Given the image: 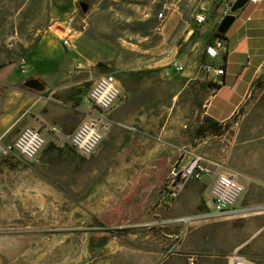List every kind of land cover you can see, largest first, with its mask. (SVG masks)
<instances>
[{
  "label": "rangeland",
  "instance_id": "obj_1",
  "mask_svg": "<svg viewBox=\"0 0 264 264\" xmlns=\"http://www.w3.org/2000/svg\"><path fill=\"white\" fill-rule=\"evenodd\" d=\"M27 1L0 0V64L20 61L48 25L50 0L33 24L26 13L21 14ZM80 1L92 4L88 12L82 11ZM198 2L182 0L180 7L161 21L162 0H77L76 15L82 22L79 27L85 26L89 34L110 48L111 58L102 60L108 66H96L97 72L117 76L118 64L132 66L180 53L196 55L200 60L209 40L199 41L202 24L186 22ZM214 6L206 2L204 7L208 12ZM213 19L204 23L206 31ZM192 27V37L185 42ZM189 43L190 47L186 46ZM5 73L6 67L0 68V78ZM173 87V113L159 129L141 131L135 125L139 128L136 133L151 147L142 150L140 156L135 148L138 134L132 135L121 126L116 127L114 137L123 143L112 155L100 152L103 143L90 157L74 149L88 160L83 165L84 175L77 180L83 186L82 193L66 188L73 193L46 196L43 201L36 194L34 174L26 165L7 169L6 161L11 157L0 154V264H189L190 256H194L195 264H229L231 258L225 256L230 247L256 232L255 247L264 254V69L243 111L222 133L227 138L219 143L221 171L237 174L232 169L246 166L262 185L251 183L240 200L251 205L250 209L225 223H216L213 218H198L187 224L176 221L206 212L203 201L199 208L186 209L182 215L168 217L164 213L191 182L199 181L191 180L174 200L164 198L174 167L191 155L182 147L204 120V104L210 97L208 90L196 89L191 83L175 80ZM235 135L237 146L230 142ZM70 181L73 183V177L60 180L63 184ZM136 186L148 193L139 197L143 202L135 201V197L128 202L132 197L127 194ZM94 199L99 209L90 207Z\"/></svg>",
  "mask_w": 264,
  "mask_h": 264
},
{
  "label": "crops",
  "instance_id": "obj_2",
  "mask_svg": "<svg viewBox=\"0 0 264 264\" xmlns=\"http://www.w3.org/2000/svg\"><path fill=\"white\" fill-rule=\"evenodd\" d=\"M235 1L229 0L232 4ZM49 3L48 25L41 31L37 43L24 56L28 61V72L21 71L19 61H10L0 67H6L4 77L0 78V134L9 142L18 135L21 128L33 126L39 128L47 139L46 146L36 160L16 155L8 159L5 166L7 169L17 170L26 165L34 174L36 194L43 201L46 196L73 193L72 190L69 192L64 190L66 188L82 193L83 186L77 180L80 181L84 175L85 171L82 169H85L88 160L81 157L74 148L66 145L64 135L74 131L79 120L85 119L92 110L91 104L86 101V95L97 76L104 72H97L96 66L102 60L111 58L108 45H104L100 39L89 34L85 26L79 27L82 22L76 15L77 0H50ZM214 5L212 10L206 12L205 22L214 18L211 29L209 31L204 29L205 22L200 27L202 34L199 41L209 40V45L215 41V31L226 9L225 3ZM47 8L46 0H28L21 14L26 13L28 22L33 24ZM235 15V20L224 33L226 49L221 50L217 57L212 58L206 50L200 60L196 55L180 53L177 56L171 55L167 58L169 60L155 59L132 66L124 64L116 66L115 72L126 97L110 115L114 123L102 142L100 152L106 156L112 155L122 146L123 142L114 137L116 127H120L115 123L117 121L136 125L141 131L158 130L163 120L173 113L176 97L173 87L175 80L179 83L184 82L185 85L191 83L196 89L208 90L210 97L204 104L203 112V117L208 118V121L225 126L230 125L239 116L253 85L264 69V0L260 2L247 0ZM174 20L178 18L175 17ZM186 22L191 26L195 23L191 18ZM193 29L192 27L188 32L185 42L192 37ZM65 38L71 41L70 46L64 44ZM190 45L191 43L186 46ZM174 60L184 65L183 71H176L169 64ZM207 63H212L215 68L223 66L224 74L206 71L204 66ZM31 78L40 80L41 85L38 89L25 85ZM139 128L135 131L130 130L131 134H138L136 132ZM197 128L191 133V140L185 143L182 150L186 155L202 152L221 160L219 143L227 138L226 133L202 135L197 133ZM138 136L135 148L140 156L142 150L151 147L142 140L143 135ZM230 142L237 146V136L230 138ZM232 170L237 171L244 192L253 182L258 181L261 184L259 179L248 172L246 166ZM65 171L68 172L64 173ZM72 177L73 183L60 182L62 179ZM213 179V176L207 175L199 181L191 182L174 202L170 211L164 213L168 217L182 215L188 211L186 209L199 208L202 201L203 206L209 208ZM83 193L89 199L88 191L84 190ZM147 193L146 188L136 186L133 192L127 194L128 198L132 197L128 202L134 197L135 201H142L143 198L139 197ZM89 205L92 209H99L97 199L91 200ZM250 207L248 203L240 201L234 214L214 218V222L225 223L232 217L245 215L241 213ZM257 234L256 232L230 247L225 258L230 260L234 255H238L260 264V261L264 260V254L255 247L254 238ZM169 235L173 236L174 233Z\"/></svg>",
  "mask_w": 264,
  "mask_h": 264
},
{
  "label": "built area",
  "instance_id": "obj_3",
  "mask_svg": "<svg viewBox=\"0 0 264 264\" xmlns=\"http://www.w3.org/2000/svg\"><path fill=\"white\" fill-rule=\"evenodd\" d=\"M181 1L162 0L164 2V11L159 14L158 18L161 21L167 20L180 7ZM252 1L260 2L262 0ZM206 2L210 4L225 3L226 9L222 19L231 11L232 3L229 0H199L191 13L192 20L197 24H203L207 20V10L204 7ZM63 42L66 46L71 45L69 38H65ZM225 49V39L217 36L214 43L208 45L207 52L214 58L220 54L221 50ZM19 65L23 73L28 72L29 67L26 57L20 59ZM172 67L176 71L184 70V65L177 61L172 63ZM204 67L206 71H214L218 75L225 72L223 66L215 68L212 63H207ZM125 97L126 95L119 79L113 72L99 74L86 95V101L91 104L92 110L89 111L88 116L74 131L64 135L65 142L81 155L85 157L92 156L111 130L114 123L110 117L112 111ZM115 123L131 131L137 130L136 127L121 121ZM235 124L238 125V121ZM46 144L47 139L43 132L33 126H24L18 135L9 142L5 141L4 136L0 134V154L4 157L19 155L34 161ZM221 169V160L207 156L202 152L192 153L186 162H180L174 167L170 175L167 194L164 196L167 199H176L191 180H201L207 175L214 177L210 188V207L208 210L198 215L179 217L176 221L187 224L198 218L214 219L234 214L236 205L244 193V186L236 173L221 171ZM189 264H195L194 256H190ZM229 264L256 263L234 255Z\"/></svg>",
  "mask_w": 264,
  "mask_h": 264
},
{
  "label": "water",
  "instance_id": "obj_4",
  "mask_svg": "<svg viewBox=\"0 0 264 264\" xmlns=\"http://www.w3.org/2000/svg\"><path fill=\"white\" fill-rule=\"evenodd\" d=\"M246 1L247 0H236L232 4L230 13L226 14L224 16V18L221 20V22H220V24H219V26L217 28L218 32L225 33L228 30V28L230 27V25L232 24V22L236 18L235 12L240 7H242L245 4ZM79 4H80V7H81L82 11L85 12V13L88 12V10L90 9V3L87 2V1H80ZM98 64L101 67H104V66L107 67L108 66V64H106L104 62H99ZM1 65L2 64H0V67H1ZM25 85L27 87H29V88H36V89H38L40 87V85H41V82H40V80H38L36 78H31V79H29V80H27L25 82Z\"/></svg>",
  "mask_w": 264,
  "mask_h": 264
},
{
  "label": "trees",
  "instance_id": "obj_5",
  "mask_svg": "<svg viewBox=\"0 0 264 264\" xmlns=\"http://www.w3.org/2000/svg\"><path fill=\"white\" fill-rule=\"evenodd\" d=\"M92 6V4H90V7ZM217 36H220L222 38H224V33H220L218 32V30L215 31V38ZM98 68L103 69L104 67L99 66V64L97 65ZM207 123V124H206ZM228 128V125H222V124H218L212 121H208V118H204L203 122L198 126L197 128V133L198 134H202V135H206L208 133H214V134H222L225 129Z\"/></svg>",
  "mask_w": 264,
  "mask_h": 264
},
{
  "label": "bare ground",
  "instance_id": "obj_6",
  "mask_svg": "<svg viewBox=\"0 0 264 264\" xmlns=\"http://www.w3.org/2000/svg\"><path fill=\"white\" fill-rule=\"evenodd\" d=\"M163 11H164V10H163ZM163 11H162V12H160V14H161V13H163Z\"/></svg>",
  "mask_w": 264,
  "mask_h": 264
}]
</instances>
